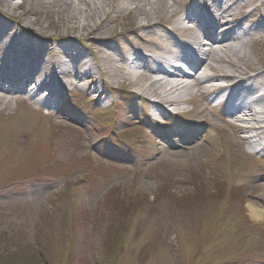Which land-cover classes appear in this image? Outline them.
<instances>
[{"label": "rangeland", "instance_id": "374dc122", "mask_svg": "<svg viewBox=\"0 0 264 264\" xmlns=\"http://www.w3.org/2000/svg\"><path fill=\"white\" fill-rule=\"evenodd\" d=\"M176 1L167 3L181 9L191 2ZM58 9L54 22L66 17ZM26 10L25 3L10 17L30 28L22 39L31 44L38 27ZM107 12L116 16L114 8ZM255 19L262 22L263 9ZM61 34L72 41L80 32ZM256 36L261 40L249 55L264 71V37ZM116 58L108 71L135 80ZM212 66L210 76L231 72L226 63ZM146 78L136 81L145 85ZM63 82L68 88L49 105L39 103L41 95L0 96L11 103L0 102V264H264V221L254 222L249 211L264 209V152L254 153L221 111L198 97L199 82L192 80L191 101L161 112V125L149 122L145 102L124 92L138 84H123L113 103L98 105L72 79ZM134 109L137 129L122 133L120 115ZM196 130L198 142L183 161L156 153L147 136L179 139Z\"/></svg>", "mask_w": 264, "mask_h": 264}, {"label": "bare ground", "instance_id": "6f19581e", "mask_svg": "<svg viewBox=\"0 0 264 264\" xmlns=\"http://www.w3.org/2000/svg\"><path fill=\"white\" fill-rule=\"evenodd\" d=\"M168 1L24 0L21 5L18 4L20 0H0V96L10 99V93L20 92L36 100L44 94V87L52 95L61 93L68 88L63 79L70 78L75 87L93 102L105 105L108 100L113 103L112 93H118L121 86L129 82L130 86L138 84V90L125 89L124 92L145 102L149 122L160 125L149 110H157V115L162 117L167 107L178 108L191 101L193 88L189 80L192 79L185 74V69L199 67L197 75L204 67L198 97L212 108H222L226 103V111L243 112L253 118L252 109L264 102V71L256 70L249 54L261 40L256 35L264 37V19L259 23L255 19L260 10H264V0L252 8L250 0H201L200 5L184 3L181 9H175ZM172 1L175 5L178 3ZM25 3L28 10L24 16L36 18L32 24L38 27L34 32L36 41L31 44L22 39V33L30 28L27 29L16 17H10V14L16 15ZM56 8L60 9L58 14L63 13L68 19L59 18L54 22L52 16ZM108 8H114L116 16L106 14ZM123 17L130 18V23H121ZM16 24L21 26L19 30L14 29ZM120 25H123L122 30L118 31ZM64 28L67 36L80 32L79 37L69 41L61 34ZM133 37L139 45L134 43V39L131 41ZM147 37L153 38L149 42L152 46L148 54L141 50V47L147 48ZM180 38L186 45L179 41ZM116 57L127 62L135 73L146 74L147 84L140 85L136 81L138 78L130 80L125 75L109 72ZM213 63H226L231 72L220 70V73L210 76ZM249 71L253 73L250 75ZM123 77L127 81H117ZM31 87L35 90L29 94ZM3 89L9 94H3ZM136 113L134 109L129 114L120 115V120L126 125L122 133L137 129L134 127L138 122ZM194 119L201 121L199 116H194ZM238 126L239 133L245 136L243 142L250 145L254 153H263L264 126L260 127L251 120ZM156 133V137L147 133L151 147L156 153L166 154L173 160L188 159L192 153L189 144L198 142L195 138L197 130L179 139H174L169 133ZM206 142L204 140L202 144ZM249 211L254 222L264 221L263 208L250 205Z\"/></svg>", "mask_w": 264, "mask_h": 264}]
</instances>
